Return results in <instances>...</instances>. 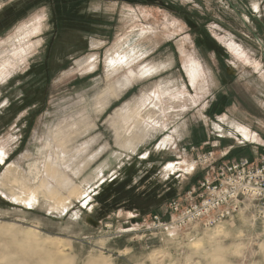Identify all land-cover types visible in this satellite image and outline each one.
Instances as JSON below:
<instances>
[{
  "label": "rangeland",
  "instance_id": "obj_1",
  "mask_svg": "<svg viewBox=\"0 0 264 264\" xmlns=\"http://www.w3.org/2000/svg\"><path fill=\"white\" fill-rule=\"evenodd\" d=\"M117 55L136 79L109 75ZM0 73V264H264L252 210L210 228L150 223L200 192L212 167L192 170L198 155L214 150L218 168L264 152V0H0ZM153 103L158 125L119 138V112ZM76 123L62 153L53 132ZM48 158L72 180L53 182L64 206L34 188Z\"/></svg>",
  "mask_w": 264,
  "mask_h": 264
},
{
  "label": "built area",
  "instance_id": "obj_2",
  "mask_svg": "<svg viewBox=\"0 0 264 264\" xmlns=\"http://www.w3.org/2000/svg\"><path fill=\"white\" fill-rule=\"evenodd\" d=\"M214 154V150L204 152L189 164L192 170L204 164L212 167V174L198 184L200 192L189 191L183 200L171 201L167 219L158 213L151 214L152 229L183 231L193 224L210 228L250 210L264 228V152L254 159H229L218 168Z\"/></svg>",
  "mask_w": 264,
  "mask_h": 264
},
{
  "label": "bare ground",
  "instance_id": "obj_3",
  "mask_svg": "<svg viewBox=\"0 0 264 264\" xmlns=\"http://www.w3.org/2000/svg\"><path fill=\"white\" fill-rule=\"evenodd\" d=\"M147 32L141 31V32H136L135 33L136 35L134 34V37L131 38L130 41L128 42V44H130V47H131L130 50L134 51V50L139 48L138 47L139 45L142 46L144 44V40L145 39L144 40H141V39L145 38V36H146L145 34H147ZM134 41H136V43H134ZM137 44H139V45H137ZM12 45H15V43L12 44ZM12 50H13V48H12ZM9 53H11L10 50H9ZM8 57H6V58L8 59ZM111 61L112 62H111V65H110V69L113 68V70H112V72L109 75H112L114 73L118 74V72H121V70H123V68H127L128 67L127 68V74H126V76L124 75V78L132 80V79H134V78L136 79L138 77L137 73L134 72V70H132L130 68V63L132 61H129L128 58L123 60V58H121L120 55H117L116 57L112 58ZM1 64H4V63H1ZM154 67H156V66H154ZM2 70H4V69H2ZM141 72H143V71H141ZM189 72H191L192 77L196 76V70L193 67V65H191ZM112 80H113V78H112ZM118 81L119 80H117L116 82L114 81V82L110 83V87L113 90L112 95H115L118 92L117 91V85H118V83H120ZM158 92H159V89L156 88L154 93L157 94ZM143 101H144V99H143ZM160 102H162V100ZM145 104H146V102H145ZM159 105H160V103H159ZM129 107H131V106H129ZM148 107H150V110L147 113V115H144V112H143V111H145L143 109H146L147 105L143 106V107L135 106L134 110H132L133 108L132 109L128 108L124 113L119 112V123L117 122L118 124L115 125V130H116L117 135H118L119 138H122V137L123 138H127V137H129L131 139L132 143H138L139 141H142L144 139V137L149 132L150 128L158 125L159 122H158L157 117H156L157 113L155 114L153 111H155V109H157V111H158L159 106L157 105V103H153L151 106H148ZM77 125H78V123L73 124V125H71V127L66 128V129H58L57 128L58 130L56 132H53L54 135H53V138L51 137V139L54 140V143L56 142V145H58V147L62 150V153L69 151L67 147H68V145L72 142V140L75 137V136L71 135V133H74L75 132L74 130L77 131V129H78ZM141 126L143 127L142 130H138L139 129L138 127H141ZM170 138H171L170 136H166L163 139V143H166L167 141L170 142L169 141ZM51 143H53V142H51ZM51 148H53V146H51ZM4 158H5L4 157V153L2 151H0V163L4 160ZM49 160L50 159L48 158L47 161L44 164V172H43V173H45L44 178H42V180L40 181V184L38 186L34 187V188L36 189V191H38L40 189L46 190V192H48L49 195L52 198H55L56 202L60 206H64L65 203H66V199L67 198L62 197V194L59 193L58 188L56 187L55 184H53V182H56V184L58 186L63 188L65 186L66 187L70 186L71 183H72V180L63 171V169L61 168L60 165H54L51 162H49ZM37 163L39 164V162H37ZM178 165L179 164L170 163V166H172V167L173 166L177 167ZM13 169H15V167H12V166L9 167V171L12 172ZM20 185H21V183H20ZM13 186H15V185H13ZM16 189H18V188H16ZM29 189H30V187H28V186H24V188H23V190H25V191H27ZM70 191H72L71 194H75V193L78 192V188L72 186ZM21 192H23V191H21ZM17 195L19 197L25 198V196H23V195H19V194H17Z\"/></svg>",
  "mask_w": 264,
  "mask_h": 264
},
{
  "label": "crops",
  "instance_id": "obj_4",
  "mask_svg": "<svg viewBox=\"0 0 264 264\" xmlns=\"http://www.w3.org/2000/svg\"><path fill=\"white\" fill-rule=\"evenodd\" d=\"M111 56V55H110Z\"/></svg>",
  "mask_w": 264,
  "mask_h": 264
}]
</instances>
